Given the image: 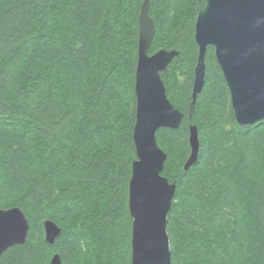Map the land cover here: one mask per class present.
Listing matches in <instances>:
<instances>
[{"label":"trees","instance_id":"trees-1","mask_svg":"<svg viewBox=\"0 0 264 264\" xmlns=\"http://www.w3.org/2000/svg\"><path fill=\"white\" fill-rule=\"evenodd\" d=\"M145 0H0V210L30 223L0 264H132L129 183L136 160L135 80ZM201 0H151L149 52H179L162 74L185 114L160 129L172 264H264V120L241 126L215 49L188 118ZM156 46V47H155ZM200 140L188 171L190 127ZM61 230L54 245L44 223Z\"/></svg>","mask_w":264,"mask_h":264},{"label":"water","instance_id":"water-1","mask_svg":"<svg viewBox=\"0 0 264 264\" xmlns=\"http://www.w3.org/2000/svg\"><path fill=\"white\" fill-rule=\"evenodd\" d=\"M201 1L206 6L199 12L195 26L199 53L188 118H193L204 87L207 49L213 47L231 94L237 123L241 126L259 123L264 120V0ZM150 3L151 0H145L139 16L133 132L136 160L129 183L132 264H172L167 222L177 184L162 176L167 154L158 146L156 135L160 129H179L185 114L168 99L162 79L179 52L160 50L149 54L156 34L155 22L149 15ZM189 144L191 153L185 171L199 158L196 126L190 127ZM44 228L46 242L54 245L60 228L52 221H46ZM29 231L30 223L22 210H0V258L9 248L24 245ZM146 233L153 237L149 246L143 243ZM50 264H62L60 255L55 254Z\"/></svg>","mask_w":264,"mask_h":264},{"label":"snow or ice","instance_id":"snow-or-ice-1","mask_svg":"<svg viewBox=\"0 0 264 264\" xmlns=\"http://www.w3.org/2000/svg\"><path fill=\"white\" fill-rule=\"evenodd\" d=\"M153 241V237L150 233H146L144 238H143V243L146 245V246H149L151 245Z\"/></svg>","mask_w":264,"mask_h":264},{"label":"bare ground","instance_id":"bare-ground-1","mask_svg":"<svg viewBox=\"0 0 264 264\" xmlns=\"http://www.w3.org/2000/svg\"><path fill=\"white\" fill-rule=\"evenodd\" d=\"M156 47V46H155Z\"/></svg>","mask_w":264,"mask_h":264},{"label":"rangeland","instance_id":"rangeland-1","mask_svg":"<svg viewBox=\"0 0 264 264\" xmlns=\"http://www.w3.org/2000/svg\"><path fill=\"white\" fill-rule=\"evenodd\" d=\"M51 262V261H50Z\"/></svg>","mask_w":264,"mask_h":264}]
</instances>
